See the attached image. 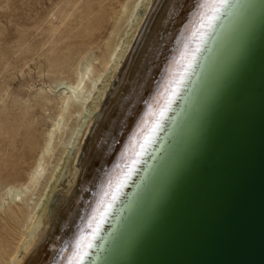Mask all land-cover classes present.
Here are the masks:
<instances>
[{"label": "bare ground", "instance_id": "bare-ground-1", "mask_svg": "<svg viewBox=\"0 0 264 264\" xmlns=\"http://www.w3.org/2000/svg\"><path fill=\"white\" fill-rule=\"evenodd\" d=\"M92 1L103 0H88V12ZM257 2L132 0L122 6L125 33L119 35L115 21L104 52L58 85L56 112L48 115L38 151L31 126L14 138L12 162L34 161L25 178L0 192V264L99 259L126 198L166 168L162 162L188 131L200 93L230 57ZM103 14H94L87 29L96 30ZM63 58L57 51L49 61ZM34 103L39 112L53 104L45 95ZM56 149V163L48 168ZM64 153L70 155L57 171Z\"/></svg>", "mask_w": 264, "mask_h": 264}, {"label": "water", "instance_id": "water-1", "mask_svg": "<svg viewBox=\"0 0 264 264\" xmlns=\"http://www.w3.org/2000/svg\"><path fill=\"white\" fill-rule=\"evenodd\" d=\"M208 85L91 264H264V0Z\"/></svg>", "mask_w": 264, "mask_h": 264}, {"label": "rangeland", "instance_id": "rangeland-1", "mask_svg": "<svg viewBox=\"0 0 264 264\" xmlns=\"http://www.w3.org/2000/svg\"><path fill=\"white\" fill-rule=\"evenodd\" d=\"M131 3L132 0L92 1L93 11L88 12V0H0L1 193L7 182L17 180L14 178L19 176L25 178L33 166L32 157L17 165L9 158L15 147L14 138H18L24 128L31 126L39 139L36 144L38 151L40 139L51 124L48 115L56 112L58 85L73 77L75 68H81L85 62L104 52L116 22L120 24L119 35L125 33L126 23L122 21L127 13H122V6L127 4L130 7ZM139 9L140 13L142 7ZM96 13H104V22L96 30L87 29L88 20L98 16ZM119 35L114 38L117 39ZM57 51L64 52V58L52 65L49 57ZM43 95L48 96L53 104L39 112L34 102ZM31 112L29 123L26 118ZM72 123L69 122V127ZM69 155L63 154L60 160L62 164L58 162L61 166L58 164L57 171L63 169ZM57 156L58 149L49 159L48 168L56 163ZM38 187L35 193L40 191Z\"/></svg>", "mask_w": 264, "mask_h": 264}, {"label": "snow or ice", "instance_id": "snow-or-ice-1", "mask_svg": "<svg viewBox=\"0 0 264 264\" xmlns=\"http://www.w3.org/2000/svg\"><path fill=\"white\" fill-rule=\"evenodd\" d=\"M76 264H78V261L76 262Z\"/></svg>", "mask_w": 264, "mask_h": 264}]
</instances>
